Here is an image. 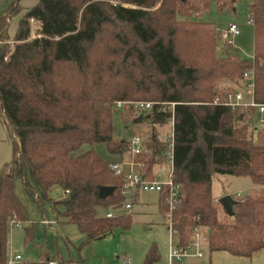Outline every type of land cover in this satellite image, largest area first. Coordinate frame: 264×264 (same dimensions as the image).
<instances>
[{
    "label": "trees",
    "instance_id": "16d2710c",
    "mask_svg": "<svg viewBox=\"0 0 264 264\" xmlns=\"http://www.w3.org/2000/svg\"><path fill=\"white\" fill-rule=\"evenodd\" d=\"M189 1L193 3L188 5ZM222 1L218 11L231 9L237 0ZM159 3V9L150 11ZM126 4L134 8L123 7ZM207 8L208 0H37L19 20L12 40L8 20L16 8L0 17V122L12 143V158L0 170V264L8 257L11 223L28 222L14 194L15 178L41 213L50 190L58 186L64 198L54 203L55 209L63 207L57 221L75 227L84 235V244L130 229V213L113 218L97 214L98 209L124 208L123 177L115 176L113 163L93 150L82 154L79 150L102 144L109 155L125 158L129 141L113 134L119 112L114 103L142 97L157 103L148 116L133 120V124L145 120L153 127L147 145L150 155L140 160L149 176L156 156L167 147L157 139L154 127L170 121L168 106L174 104L172 179L180 187L171 216L176 248L187 250L193 230L202 228L209 252L251 258L264 251V128L255 130L253 138L248 120L256 109L233 111L222 103L237 90L217 91L220 80L245 84L243 75L249 72L253 102L264 105V0H250L247 8L254 34L251 61L241 60L228 48L217 56V30L206 31L204 23L192 19ZM31 23L36 25L33 39ZM108 36V42L119 47L117 53L110 52L121 55L119 62L106 63L92 53ZM179 38L186 43L201 41L200 48L187 51L201 66L182 63L176 46ZM217 175L248 178L256 188L233 198L232 216L213 201L211 183ZM101 187H112L114 192L101 200ZM157 195L163 217L167 191ZM23 232L24 245L32 244V225L23 227ZM158 259L152 249L142 264ZM49 261L64 264L42 249L38 261L30 264Z\"/></svg>",
    "mask_w": 264,
    "mask_h": 264
},
{
    "label": "rangeland",
    "instance_id": "374dc122",
    "mask_svg": "<svg viewBox=\"0 0 264 264\" xmlns=\"http://www.w3.org/2000/svg\"><path fill=\"white\" fill-rule=\"evenodd\" d=\"M208 0V8L205 13L197 12L193 14L192 19L204 23V30L217 31L224 30L229 25H235L238 29V35L233 39V47H226L219 41L216 53L220 55L222 49L228 48L235 51L241 60L251 61L254 49V34L253 26L248 23V4L250 0H237L231 9L224 8L218 11L217 5L223 4L224 1ZM37 0H0V17L7 16L11 8L17 12L10 16L8 20V37L12 40L16 34L19 20L24 15L27 9L34 7ZM193 2H188L190 5ZM218 3V4H217ZM205 4V1H204ZM202 5V4H201ZM160 3L155 5L150 11L159 9ZM123 7L134 8L132 5H123ZM31 39L35 38L34 23L30 24ZM216 31V38H217ZM106 38V37H105ZM111 37L102 39L93 49L94 57H102L106 63L116 60L120 61L121 55H111L112 51H119L118 46L115 47L113 41L109 43ZM187 42V41H186ZM184 39H178L176 42L178 55L183 58L184 65L201 66L200 62L193 59V55L187 54L189 50H197L200 48V40L189 41L186 43ZM192 46L189 47V45ZM12 45V44H11ZM110 45V50H108ZM112 47V48H111ZM237 90L244 95L247 94L245 84L236 81L220 80L217 83V91L219 93ZM138 102H148L151 99L138 98ZM245 103H250L251 98L246 97ZM215 101H218L215 100ZM155 103L156 102H150ZM135 114L126 112H116L114 117L113 134L116 139L130 141L134 135H139L145 142V153L143 159H147L150 153L147 145L149 143L150 133L153 127L145 120L139 124H133ZM264 113L259 115L257 112L248 120L250 130L259 131L264 128ZM246 122V121H245ZM170 126H155L154 132L157 139L163 143H167ZM255 137V133L253 138ZM93 150L102 160L108 163H114L119 160H124V157H114L107 153L102 144L92 146L84 145L79 150V154ZM12 158V143L10 136L0 122V170ZM166 166H161L158 171L165 174ZM30 183L39 193L37 186L30 179ZM254 186L248 178H233L228 176L217 175L212 179L211 195L212 198L218 201L224 196L232 198H242L254 192ZM13 190L16 199L22 206L28 222L20 224L19 227L12 226L9 233L8 252L12 251L20 254L22 259L28 263L38 261V252L42 249L50 258H60L64 264H142L147 253L154 249L158 255V262L155 264H168L170 252V233L165 223L164 218L158 210V195L154 192H138L135 200L130 201L131 209L128 213L131 215V227L125 232H116L113 235L84 244L85 238L75 227L62 226L57 221V212H62L63 207L54 208V203L64 198L62 190L58 186H54L49 192V201L44 204V213H41L33 200L28 197L23 189L22 182L15 178ZM110 210L98 209V216H104ZM124 208L116 210L114 214L124 213ZM111 212V211H110ZM43 221H47L50 225H45ZM32 225L34 241L32 244L24 245L23 227ZM199 246H191L195 242L194 235L191 236V241L187 253L189 256L181 260L179 264H264V251H261L251 258L235 257L225 252H209L206 240V231L202 228L198 231ZM196 253H200V257H196Z\"/></svg>",
    "mask_w": 264,
    "mask_h": 264
},
{
    "label": "built area",
    "instance_id": "2783aa9c",
    "mask_svg": "<svg viewBox=\"0 0 264 264\" xmlns=\"http://www.w3.org/2000/svg\"><path fill=\"white\" fill-rule=\"evenodd\" d=\"M249 24H253L251 18L248 19ZM238 29L235 25H229L227 28L221 31H217L218 41L226 46L233 47V39L238 35ZM243 79L246 81L245 86L247 89V94L251 98L250 103H245L241 92L236 91L233 93H228L222 103V105L229 107L233 111L237 108H247L252 107L256 109L259 115L264 113V105L255 104L253 102V75L252 73H245ZM216 104V102L214 103ZM157 104L150 102H138V101H118L114 103L115 111L126 112L135 114L136 118H142L149 115V112ZM173 107L174 104H170L168 108L171 110V119L168 122L170 126L169 135L167 136V147L166 151L156 156L155 167L152 175H147L145 170L144 162L140 161L145 153V142L139 135H134L129 141L128 154L124 160H119L110 165V169L115 176L123 177L124 187L122 191V196L125 198L124 209L128 213L131 209L130 201L134 194L138 192H154L156 194L160 193L164 189L167 191L165 197V205L167 207V212L163 215L165 223L168 227L170 233V252L168 264H179L182 259L187 258L189 254L187 250H179L174 244L175 232L172 230V212L176 209L179 199L180 187L173 183V171H174V160H173ZM264 123V121H261ZM165 145V142L162 143ZM166 166L165 174H161L158 168L161 166ZM115 214L113 212L106 215L107 218H113ZM45 225L48 222H43ZM12 226L19 227V224L14 222L11 223ZM199 228L193 230V235L196 240L191 244L198 248L199 246ZM196 257H200V253H196ZM3 264H30L22 259L20 254L9 253L7 260ZM47 264H57L56 261H49Z\"/></svg>",
    "mask_w": 264,
    "mask_h": 264
},
{
    "label": "water",
    "instance_id": "95a60500",
    "mask_svg": "<svg viewBox=\"0 0 264 264\" xmlns=\"http://www.w3.org/2000/svg\"><path fill=\"white\" fill-rule=\"evenodd\" d=\"M241 119V117H240ZM114 192V188L112 187H101L98 192V197L101 200H104L108 197H110ZM219 206L223 210L224 214L227 216H232L233 214V206L235 204V201L230 196H224L220 198L218 201Z\"/></svg>",
    "mask_w": 264,
    "mask_h": 264
},
{
    "label": "crops",
    "instance_id": "0c3cea01",
    "mask_svg": "<svg viewBox=\"0 0 264 264\" xmlns=\"http://www.w3.org/2000/svg\"><path fill=\"white\" fill-rule=\"evenodd\" d=\"M246 97H249V95H248V94H245V95H244V102H246V100H245V99H246ZM252 189L256 190V188H255V187H254V188H252ZM136 197H137V194H134V196H133L132 200L136 199ZM213 201H215V202H216V200H214V199H213ZM108 213H111V212H108ZM43 222H44V221H43ZM46 222H47V221H46ZM47 225H50V223H49V224H47ZM9 253H14V252H12V251H9V252H8V254H9Z\"/></svg>",
    "mask_w": 264,
    "mask_h": 264
}]
</instances>
